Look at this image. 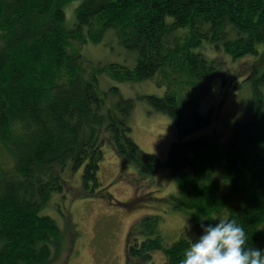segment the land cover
I'll return each instance as SVG.
<instances>
[{
	"label": "trees",
	"instance_id": "16d2710c",
	"mask_svg": "<svg viewBox=\"0 0 264 264\" xmlns=\"http://www.w3.org/2000/svg\"><path fill=\"white\" fill-rule=\"evenodd\" d=\"M64 1L0 0V264H55L68 249L75 225L69 219L63 229L44 211L67 190L69 165L83 169L80 195L140 207L142 197L118 201L100 182L106 145L141 173L166 167L178 195L160 201L189 224L168 243L161 215L141 218L128 237L126 264H156L157 251L162 264H179L201 233V216L235 218L249 245L264 249V49L257 48L264 45V0H82L70 29ZM110 37L137 52L134 68L93 65L76 49ZM205 43L212 47L202 50L255 61L243 79L254 97L252 116L235 122L228 148L210 136L187 139L210 126L223 103L199 113L200 85L216 74L200 50ZM102 75L166 85L164 96L145 97L177 128L166 161L134 141V100L111 106L99 88Z\"/></svg>",
	"mask_w": 264,
	"mask_h": 264
},
{
	"label": "rangeland",
	"instance_id": "374dc122",
	"mask_svg": "<svg viewBox=\"0 0 264 264\" xmlns=\"http://www.w3.org/2000/svg\"><path fill=\"white\" fill-rule=\"evenodd\" d=\"M81 1L65 0L62 4L66 13V27L69 29L76 22L75 9ZM168 20L172 21L171 18ZM105 41L109 44H105ZM204 45L210 44H203L200 50L205 58L214 62L216 74L200 85L199 113L209 115L219 102L223 103L214 112L213 123L189 135L187 139L210 136L222 148H228L235 122L245 123L252 116L254 97L250 86L244 84L243 79L250 74L255 61L248 57L235 60L222 49L202 50ZM257 48L261 52L264 45H258ZM76 49L93 65L120 64L134 68L138 60L137 52L122 47L118 39L113 37L104 39L99 44L77 45ZM99 88L111 106L120 99L134 100L135 108L130 119L132 138L144 152L155 154L166 161L169 149L178 137L177 128L170 117L154 111L145 99L149 95L164 96L166 85L159 86L155 80L120 82L102 75L99 77ZM112 88H118L119 92H111ZM67 169L69 171L62 173L67 190L58 195L60 197L56 195L49 209L44 211L45 214L49 212L48 215L63 229L68 227L69 219L75 225L74 230H70L72 240L68 249L55 264H126L129 234L145 216H162V233L168 243L174 240L176 234H180L181 229L187 231L189 224L186 215L174 211L171 202L160 201L165 195L167 199L178 195V188L166 167L154 174L141 173L134 162L118 154L111 145L104 147V160L98 175L100 182L118 201L126 203L137 196L142 197L140 207L133 210L96 196L80 195L83 169L74 170L72 165ZM137 229L139 238L140 228ZM168 238L172 240L169 241ZM153 258L156 264H162L164 254L157 251Z\"/></svg>",
	"mask_w": 264,
	"mask_h": 264
},
{
	"label": "clouds",
	"instance_id": "9594fccd",
	"mask_svg": "<svg viewBox=\"0 0 264 264\" xmlns=\"http://www.w3.org/2000/svg\"><path fill=\"white\" fill-rule=\"evenodd\" d=\"M200 228L198 237L190 238L179 264H264V249L249 245L245 227L235 218L201 216Z\"/></svg>",
	"mask_w": 264,
	"mask_h": 264
}]
</instances>
